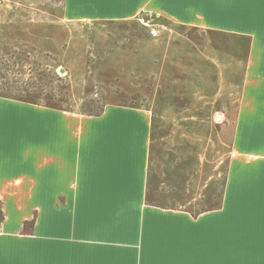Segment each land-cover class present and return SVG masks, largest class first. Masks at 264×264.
I'll return each mask as SVG.
<instances>
[{"label": "crops", "instance_id": "crops-1", "mask_svg": "<svg viewBox=\"0 0 264 264\" xmlns=\"http://www.w3.org/2000/svg\"><path fill=\"white\" fill-rule=\"evenodd\" d=\"M59 1L68 24L149 20L161 98L0 97V264H264V0Z\"/></svg>", "mask_w": 264, "mask_h": 264}, {"label": "rangeland", "instance_id": "rangeland-1", "mask_svg": "<svg viewBox=\"0 0 264 264\" xmlns=\"http://www.w3.org/2000/svg\"><path fill=\"white\" fill-rule=\"evenodd\" d=\"M148 29L139 18L68 24L59 0H0V93L86 115L107 103L150 106L161 98L163 40Z\"/></svg>", "mask_w": 264, "mask_h": 264}, {"label": "trees", "instance_id": "trees-1", "mask_svg": "<svg viewBox=\"0 0 264 264\" xmlns=\"http://www.w3.org/2000/svg\"><path fill=\"white\" fill-rule=\"evenodd\" d=\"M7 89V88H6ZM4 88H2V91H5L4 93H0V97H3V98H7V99H12V100H18V101H23V102H27V103H32V104H36V105H42V106H45V107H52L53 105L52 104H38L36 102H33V101H28L27 99H24V98H21V97H15L11 94H9V91L6 90ZM8 91V92H6ZM101 110L100 109L98 112L96 113H93V114H89V115H99L101 113ZM2 221V211L0 209V222ZM30 225L33 224V221L29 222Z\"/></svg>", "mask_w": 264, "mask_h": 264}, {"label": "built area", "instance_id": "built-area-1", "mask_svg": "<svg viewBox=\"0 0 264 264\" xmlns=\"http://www.w3.org/2000/svg\"><path fill=\"white\" fill-rule=\"evenodd\" d=\"M139 22H140L143 26H145V27H147V28L150 29V35H151L152 37H155V36L157 35L156 29L153 28V27L150 25V21H149V20H146V19H144V18H141V19L139 20Z\"/></svg>", "mask_w": 264, "mask_h": 264}]
</instances>
